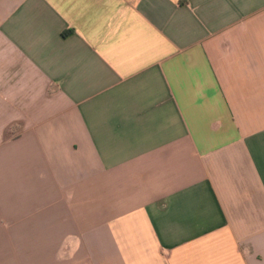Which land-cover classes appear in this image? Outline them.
Segmentation results:
<instances>
[{"label":"crops","instance_id":"0c3cea01","mask_svg":"<svg viewBox=\"0 0 264 264\" xmlns=\"http://www.w3.org/2000/svg\"><path fill=\"white\" fill-rule=\"evenodd\" d=\"M0 264H264V0H0Z\"/></svg>","mask_w":264,"mask_h":264}]
</instances>
